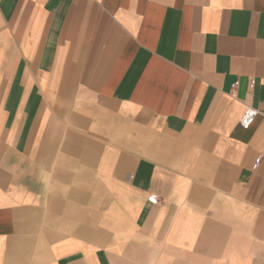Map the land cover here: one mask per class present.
<instances>
[{"label": "crops", "instance_id": "obj_1", "mask_svg": "<svg viewBox=\"0 0 264 264\" xmlns=\"http://www.w3.org/2000/svg\"><path fill=\"white\" fill-rule=\"evenodd\" d=\"M0 264H264V0H0Z\"/></svg>", "mask_w": 264, "mask_h": 264}, {"label": "built area", "instance_id": "obj_2", "mask_svg": "<svg viewBox=\"0 0 264 264\" xmlns=\"http://www.w3.org/2000/svg\"><path fill=\"white\" fill-rule=\"evenodd\" d=\"M237 84H234L232 86L231 94L234 95L235 88ZM259 111L255 108L248 107L247 110L244 113V116L241 120V125L244 129H249L251 125L254 123L255 119L258 117ZM261 160V157L258 158V162Z\"/></svg>", "mask_w": 264, "mask_h": 264}]
</instances>
